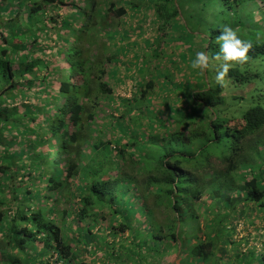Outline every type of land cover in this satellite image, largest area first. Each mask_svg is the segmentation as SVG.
<instances>
[{
	"label": "trees",
	"instance_id": "trees-1",
	"mask_svg": "<svg viewBox=\"0 0 264 264\" xmlns=\"http://www.w3.org/2000/svg\"><path fill=\"white\" fill-rule=\"evenodd\" d=\"M106 1L0 0V264H264L236 238L264 209V0ZM147 24L170 66L143 77ZM225 26L252 47L218 83Z\"/></svg>",
	"mask_w": 264,
	"mask_h": 264
},
{
	"label": "rangeland",
	"instance_id": "rangeland-1",
	"mask_svg": "<svg viewBox=\"0 0 264 264\" xmlns=\"http://www.w3.org/2000/svg\"><path fill=\"white\" fill-rule=\"evenodd\" d=\"M69 2H74L73 0L71 1V0H68ZM106 2H110L109 0H107ZM252 7V6H251ZM182 9H183V6H182ZM252 12L254 11V7H252ZM256 12V11H255ZM254 18H255V21H254V23L256 24V23H261L260 22V17H259V15H258V13L256 12L255 13V15H254ZM126 26H128V28H129V30L131 31V36H132V38H135L136 37V34H135V30L134 29H132L133 27H134V24H135V22L134 21H132L131 20V22H129V20H128V18H125V19H122L121 20ZM131 23V24H130ZM110 24V23H109ZM254 24V25H255ZM258 25V24H257ZM146 26H148V28H144V30H143V27H140L141 29H142V32H144L143 33V37L142 38H145V37H147L149 40H150V42L151 43H153L154 42V44H149L147 47H145V49H144V51H145V53H146V55H147V57H146V59H147V62L149 63V65H145L142 69H141V73L143 74V77H145L146 75H145V73H146V70L147 69H152V68H155V67H158L159 66V68H160V71H161V73H163L164 71H163V69H164V67L165 66H170L168 63H167V55H166V53L169 51V49H171V45H169L168 44V42H167V44L165 43V42H163V41H159L158 42V40H154V38L155 37H158L159 36V34H154V29H156V28H154L153 29V27L151 26V25H146ZM151 26V27H150ZM147 29V30H146ZM117 30H118V33H120V34H122L123 32H125V34H126V36H127V32L126 31H124V30H122L121 31V28H117ZM108 32H110V30H108ZM106 29H105V27L101 30H99L98 29V31H97V46L95 47V50L96 51H98V52H101V53H104L103 52V50H104V47H103V43H105V44H107L108 42V39H107V37H106ZM196 34V33H195ZM170 35H173V34H170ZM138 42V41H137ZM116 43V42H115ZM115 43H112V42H110V43H108V46H107V48H112V44H115ZM164 43V44H163ZM115 46H117L118 48H120L121 46L119 45H114V48H115ZM150 46V47H149ZM168 46V47H167ZM120 50V49H119ZM118 50V51H119ZM117 51V50H116ZM177 55V52H174L173 53V59L174 60H176V56ZM118 57H120L121 58V61L123 62L124 61V59L125 58H122L121 57V55H120V53H119V55H118ZM130 58H132V55L131 56H129ZM128 60H129V58H128ZM162 68V69H161ZM148 74V73H147ZM182 74H184L183 72H178V73H176L175 75V77H177L176 78V80H177V82L178 81H180V79H181V75ZM179 75V76H178ZM162 79V78H161ZM160 79V80H161ZM160 80H159V82H160ZM125 83H127V84H124V85H121V86H117L116 88H114V96L117 98L118 96H124V95H126V94H128L129 96H130V94H129V89H130V86H131V82L130 81H125ZM185 90V89H184ZM182 93H183V95L181 96V97H185V94H184V92L182 91ZM123 98V97H122ZM184 101V100H183ZM104 106H105V104H103V103H101L100 104V107L99 108H101V109H104ZM158 106V104L157 105H155L154 107H157ZM98 108V109H99ZM138 109H143V107H141L140 105H139V107H138ZM137 114H139L138 113V111L136 112ZM134 118H138V117H134ZM97 123H99V121H97ZM111 134H113V137H110V136H106V138L107 139H109V138H111L112 140H114V136H117L118 135V133H117V131L116 130H114L113 132L111 131ZM93 136V137H92ZM96 139V138H98L97 136H94V135H91V139ZM93 141H90V143H92ZM89 143V144H90ZM88 146V145H87ZM87 146H85L84 147V149L85 148H87ZM203 200V202H204V200H205V198L204 199H202ZM68 206V205H67ZM69 207V206H68ZM63 208V207H62ZM67 208V207H66ZM245 211H244V213H246V220H244V219H241L240 221H242L241 222V228H242V226H244V230H242V229H240L239 228V230L240 231H238L237 233H236V238L237 239H241L242 238V236H243V238H245V237H248V235L251 233L252 235H253V233H258V236H254V238H258L259 236H260V234L259 233H261V236H260V238L258 239V240H256L255 241V247L256 248H258V250H261V251H264V231H263V229H264V227L262 226V223L264 224V222H263V220H264V209H261V208H255V205H254V207H251V208H249V207H247V208H245L244 209ZM245 217V216H244ZM246 221H249L250 223H252L253 222V225H249V224H247V222ZM98 226H96L94 229H93V232H92V234H94V235H97V234H99V235H101L102 237L103 236H105V235H107L108 234V232H104V233H102L101 234V231H99L98 230V232H97V228ZM263 228V229H262ZM262 229V231H260V232H258L259 230H261ZM263 233V234H262ZM106 239H108V238H106ZM110 241V240H109ZM116 242H118V241H116ZM249 242V241H248ZM246 243L245 244V247L247 248V247H250V245H251V242H249V243ZM41 245L39 244L38 245V247H40ZM231 253L232 252H230L228 255H227V258H229L230 259V257H231ZM83 260L85 261V262H87L88 264H91V262H90V260L88 259V257L86 256V255H84L83 256ZM99 262H97V260L94 262V263H92V264H98Z\"/></svg>",
	"mask_w": 264,
	"mask_h": 264
},
{
	"label": "clouds",
	"instance_id": "clouds-1",
	"mask_svg": "<svg viewBox=\"0 0 264 264\" xmlns=\"http://www.w3.org/2000/svg\"><path fill=\"white\" fill-rule=\"evenodd\" d=\"M219 51L211 58L222 61L216 70V81L219 83L223 80L230 68L229 62L242 63L247 59V53L252 47L251 42L242 39L237 30L225 26L217 37ZM210 64V58L203 51H198L195 58L191 61L192 69L201 71L207 69Z\"/></svg>",
	"mask_w": 264,
	"mask_h": 264
},
{
	"label": "built area",
	"instance_id": "built-area-1",
	"mask_svg": "<svg viewBox=\"0 0 264 264\" xmlns=\"http://www.w3.org/2000/svg\"><path fill=\"white\" fill-rule=\"evenodd\" d=\"M122 97L129 98L130 96L128 94H126V95H124Z\"/></svg>",
	"mask_w": 264,
	"mask_h": 264
},
{
	"label": "crops",
	"instance_id": "crops-1",
	"mask_svg": "<svg viewBox=\"0 0 264 264\" xmlns=\"http://www.w3.org/2000/svg\"><path fill=\"white\" fill-rule=\"evenodd\" d=\"M155 39H156V37H155ZM162 69V68H161ZM164 70V69H163Z\"/></svg>",
	"mask_w": 264,
	"mask_h": 264
}]
</instances>
